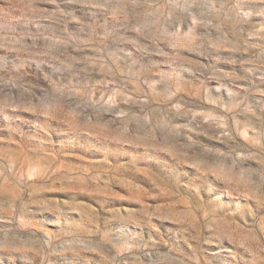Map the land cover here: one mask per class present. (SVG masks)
<instances>
[{"label": "rangeland", "instance_id": "rangeland-1", "mask_svg": "<svg viewBox=\"0 0 264 264\" xmlns=\"http://www.w3.org/2000/svg\"><path fill=\"white\" fill-rule=\"evenodd\" d=\"M0 264H264V0H0Z\"/></svg>", "mask_w": 264, "mask_h": 264}]
</instances>
